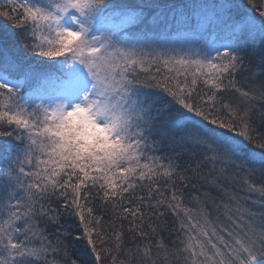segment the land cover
Here are the masks:
<instances>
[{
	"label": "snow or ice",
	"instance_id": "6c2138e0",
	"mask_svg": "<svg viewBox=\"0 0 264 264\" xmlns=\"http://www.w3.org/2000/svg\"><path fill=\"white\" fill-rule=\"evenodd\" d=\"M0 264H264V0H0Z\"/></svg>",
	"mask_w": 264,
	"mask_h": 264
}]
</instances>
